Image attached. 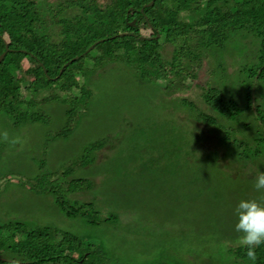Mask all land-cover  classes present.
<instances>
[{"label":"trees","instance_id":"16d2710c","mask_svg":"<svg viewBox=\"0 0 264 264\" xmlns=\"http://www.w3.org/2000/svg\"><path fill=\"white\" fill-rule=\"evenodd\" d=\"M2 53L0 115L14 127L49 124L43 106L51 101L67 106L68 120L85 113L90 78L116 63L141 82L178 95L181 117L223 146L207 149V161L225 167L234 161L256 164L264 156V106L252 109L256 88H264V0H0ZM227 53L244 60L235 79ZM203 68L221 70L224 81H199ZM110 139L91 143L58 169L46 168L43 156L36 161L37 175L16 181L52 195L67 217L89 225L116 222L119 214L104 212L96 198H72L94 187L93 178L74 174L92 162L95 149L110 147ZM2 178L13 179L0 177V197ZM221 250L222 264H251L238 240ZM181 255L185 259L167 261L170 255L164 254L133 261L111 255L102 241L57 226L0 217V264H218L199 252ZM254 264H264V245L256 249Z\"/></svg>","mask_w":264,"mask_h":264},{"label":"rangeland","instance_id":"374dc122","mask_svg":"<svg viewBox=\"0 0 264 264\" xmlns=\"http://www.w3.org/2000/svg\"><path fill=\"white\" fill-rule=\"evenodd\" d=\"M225 60L235 79L244 60L229 53ZM204 68L199 81H224L221 70L211 74ZM89 84L87 111L72 120L59 101L43 106L51 116L49 124L14 127L0 115V177H13L1 179L0 217L57 226L102 241L111 255L133 261L147 263L164 254L174 261L185 259L182 253L192 258L199 252L222 264L221 248L238 240L235 203L264 197L254 188L256 176L264 170V156L256 164L234 161L225 167L207 161V149L222 151L223 146L181 117L178 95L141 82L116 63L93 75ZM253 104L252 109L264 106V88H256ZM60 131L61 136L47 141ZM104 137L111 138L110 147L95 149L92 162L74 174L93 178L94 187L72 198H96L104 212L119 214L116 222L89 225L67 217L52 195L37 194L16 181L19 175L34 177L40 172L37 159L45 156L46 168L58 169Z\"/></svg>","mask_w":264,"mask_h":264},{"label":"clouds","instance_id":"9594fccd","mask_svg":"<svg viewBox=\"0 0 264 264\" xmlns=\"http://www.w3.org/2000/svg\"><path fill=\"white\" fill-rule=\"evenodd\" d=\"M254 188L258 193L264 192V171L256 176ZM233 214L238 243L246 249L248 260L254 264L256 249L264 245V197L240 199L233 207Z\"/></svg>","mask_w":264,"mask_h":264},{"label":"water","instance_id":"95a60500","mask_svg":"<svg viewBox=\"0 0 264 264\" xmlns=\"http://www.w3.org/2000/svg\"><path fill=\"white\" fill-rule=\"evenodd\" d=\"M153 3H154V1H151L149 4H153ZM121 34H123V33H121ZM4 55H5V53H2V54H1V56H0V62H1V60L3 59Z\"/></svg>","mask_w":264,"mask_h":264}]
</instances>
